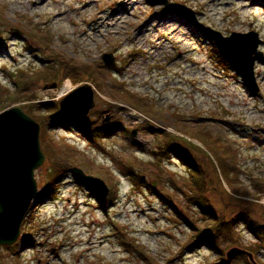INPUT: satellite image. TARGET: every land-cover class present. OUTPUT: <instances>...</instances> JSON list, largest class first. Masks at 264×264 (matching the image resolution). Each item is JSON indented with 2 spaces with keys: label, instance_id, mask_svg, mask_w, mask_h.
Here are the masks:
<instances>
[{
  "label": "rangeland",
  "instance_id": "obj_1",
  "mask_svg": "<svg viewBox=\"0 0 264 264\" xmlns=\"http://www.w3.org/2000/svg\"><path fill=\"white\" fill-rule=\"evenodd\" d=\"M170 2L194 18L146 0H0V90L14 92L5 110L21 107L41 125L47 157L20 237L0 248V264H264V234L229 219L241 198L264 225V64H256L253 94L221 66L211 38L197 36L207 26L225 36L254 31L264 53V1ZM86 84L96 103L86 120H52L60 101ZM122 86L155 108L126 98ZM173 136L188 142L189 156L173 152ZM209 145L229 151L248 197L233 191ZM75 167L104 180L108 197L81 183ZM214 207L228 217L216 218ZM235 247L253 259L230 263Z\"/></svg>",
  "mask_w": 264,
  "mask_h": 264
},
{
  "label": "water",
  "instance_id": "obj_2",
  "mask_svg": "<svg viewBox=\"0 0 264 264\" xmlns=\"http://www.w3.org/2000/svg\"><path fill=\"white\" fill-rule=\"evenodd\" d=\"M153 7L164 6L170 12L184 14L189 20L195 11L187 6L170 2V0H146ZM264 1V0H262ZM204 31L214 42L223 59L244 80L253 94L260 92L256 77V64H264V53L259 50L263 41L257 32L233 33L225 36L220 31L205 27ZM106 66L115 65L113 54H105ZM53 85L52 88H55ZM95 90L89 85L78 87L60 101V110L51 115L52 120L65 119L69 114L75 122L84 121L94 109ZM108 115L104 120L109 123ZM137 130L134 131V135ZM42 148L41 125L21 107H12L0 113V248L14 245L21 234L23 222L38 195L39 185L36 171L46 161ZM73 171L83 184L101 199H106L110 189L101 178L88 175L79 167ZM241 255L250 252L235 247L228 253L231 263Z\"/></svg>",
  "mask_w": 264,
  "mask_h": 264
},
{
  "label": "trees",
  "instance_id": "obj_3",
  "mask_svg": "<svg viewBox=\"0 0 264 264\" xmlns=\"http://www.w3.org/2000/svg\"><path fill=\"white\" fill-rule=\"evenodd\" d=\"M167 11L168 10H165V13H167ZM197 36L201 40H204L206 38L208 40H210L208 34L204 30L203 31H198ZM4 48H7L6 40H5V38L3 36H1L0 37V53L3 52V49ZM213 50H214V53L217 56L218 62L221 64V66H223L225 69H230L231 67L225 61V59H223L222 56L219 54V52H218V50H217V48H216L215 45H213ZM11 77L13 79H15L16 73H14V72L11 73ZM118 88H119L118 91H121L122 92L121 94H125V97L126 98H132V100H138V103H140V105H142V106H146L147 105V107L150 108V109L155 108L154 107V102H152V100L150 98H145V97L143 98L141 96H136V95H133V94H129L126 91H123V86L122 87H118ZM13 95H14V92L9 87L4 88L3 91H2V89L0 90V111H3V110H5L7 108L9 101L10 102H13V100H12V96ZM148 101H150L151 103H149ZM40 104L46 105V104H48V102H44V103H40ZM35 107H38V105L37 106H34L33 108H35ZM84 135L87 136L88 139L91 142L95 138V137H93V136H91L89 134L87 128L84 129ZM43 138L44 137H42V143L44 142V139ZM172 138H173V140H172L173 143H171L169 145V147H171V149L173 150V152H175L176 154H178L179 157L180 156L181 157H184V155H186V154L189 156V153L191 154L190 149H188L186 147L189 144H188V142L183 137L173 136ZM189 143L190 144H193L192 146L194 148L197 147L194 143H192V142H189ZM209 146L211 147V145H209ZM211 148L213 149V147H211ZM213 150L216 151L215 152V155L217 156L218 161L221 163V165L223 164L222 165V169H221L222 170V173H223V177H225L228 180V183L233 188V191L235 193H240L243 197L244 196H247L248 197L249 192L244 193V192H241L242 189L240 190L241 183H239L238 176L233 177V174L236 175V173L230 168V165H229L230 164L229 161H228L229 160V158H228V156H229L228 155V152L229 151L226 150V148H225L224 155H223L217 149H213ZM163 153H164L163 150L154 152L155 159L156 160H159V159L161 160V158H163ZM189 172H190V176H192V178L196 174L194 172V170H191V169H190ZM124 173L127 174V175H129V173H126V169H125ZM231 174H232V176H231ZM143 177L144 176H141L140 179H137V178H134L133 179L134 185L136 187H140L143 184V180H144ZM220 184H223L222 181H220ZM150 186L152 187L153 184H151ZM175 189L182 190L181 186H177L176 184H175ZM260 194L261 195L264 194V191H263V193H260ZM236 201H239L240 204H237V205H240V206H239L238 210L235 213L233 212L232 216L229 218L231 220V222L232 223H238V224L244 223L251 230V232L255 236L263 235L264 234V231H263L264 225L261 224L257 219H255V217H253V215H252V209L248 205L243 204L246 201H242L241 198L240 199H237ZM214 208H215V211H216V216H217L216 218L220 217L221 219H224L225 220V218L228 217L225 214V212H227V211H225L224 213H221L216 207H214Z\"/></svg>",
  "mask_w": 264,
  "mask_h": 264
},
{
  "label": "bare ground",
  "instance_id": "obj_4",
  "mask_svg": "<svg viewBox=\"0 0 264 264\" xmlns=\"http://www.w3.org/2000/svg\"><path fill=\"white\" fill-rule=\"evenodd\" d=\"M72 86V82L70 81V83L66 86V88L62 91L61 95H65V93H67L68 89Z\"/></svg>",
  "mask_w": 264,
  "mask_h": 264
}]
</instances>
